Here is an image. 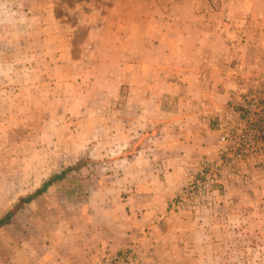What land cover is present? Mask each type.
<instances>
[{
  "label": "rangeland",
  "instance_id": "1",
  "mask_svg": "<svg viewBox=\"0 0 264 264\" xmlns=\"http://www.w3.org/2000/svg\"><path fill=\"white\" fill-rule=\"evenodd\" d=\"M197 1L0 0V217L68 169L0 228V264H264V183L249 186L264 155L241 167L246 181L219 169L213 193L187 196L223 155L237 97L215 158L190 164L189 142L211 145L194 127L205 103L180 86L140 98L142 77L163 74L152 64L173 61V14L226 11Z\"/></svg>",
  "mask_w": 264,
  "mask_h": 264
},
{
  "label": "crops",
  "instance_id": "2",
  "mask_svg": "<svg viewBox=\"0 0 264 264\" xmlns=\"http://www.w3.org/2000/svg\"><path fill=\"white\" fill-rule=\"evenodd\" d=\"M194 1L198 4L197 0L190 3L187 0H172L174 5L184 6L188 10L194 6ZM202 3L199 5H203ZM224 6L226 11L213 22H208V18L205 21L198 15L195 17L191 12L189 16L181 13L186 8L173 14L178 27L172 28V43H165L163 47L164 54L173 61L168 63L165 60L164 64L154 62L153 67H162L163 74L155 73L151 80L142 77V83L147 87L141 93V99L154 93L157 101L175 100L174 96L169 97L167 94L175 95L178 91L184 93V89L179 90L180 86L186 88L185 94L189 101L205 103L204 114L196 112L194 115V127L197 129V136L201 138L199 141L211 145L198 144V140L189 142L190 151L186 153V159H183L188 162L192 156L200 158L203 154L215 158L217 134L222 120L229 114L230 99L237 97L238 80L254 77L264 69V0H226ZM186 17L189 19L188 27L182 23ZM162 34L163 30L157 36ZM168 69L170 72L164 73ZM150 86H157L158 89H149ZM187 90L189 91L186 93ZM198 102L195 105L200 104ZM252 170V177H255L249 186L262 185L264 171L260 168Z\"/></svg>",
  "mask_w": 264,
  "mask_h": 264
},
{
  "label": "built area",
  "instance_id": "3",
  "mask_svg": "<svg viewBox=\"0 0 264 264\" xmlns=\"http://www.w3.org/2000/svg\"><path fill=\"white\" fill-rule=\"evenodd\" d=\"M243 84L236 100L231 103L234 110L233 123L230 124L232 126L221 135L223 155L215 165L207 162L204 164L199 174L200 179H196L189 187V199H194L195 196L198 199L201 195L208 197L209 192L213 193L217 188V181L221 180L216 177L219 169L227 168L231 179L246 181L249 174L241 167L251 165L254 156L264 155V71L242 82ZM209 203L211 204L207 201L205 206L210 205Z\"/></svg>",
  "mask_w": 264,
  "mask_h": 264
},
{
  "label": "trees",
  "instance_id": "4",
  "mask_svg": "<svg viewBox=\"0 0 264 264\" xmlns=\"http://www.w3.org/2000/svg\"><path fill=\"white\" fill-rule=\"evenodd\" d=\"M68 170V169H67ZM67 170H63L60 174H56L55 176L51 177L50 179H48L47 181H45L43 183V185L41 187H39L34 193L26 196V197H22L19 201L18 204H16V206L11 209L10 211H8L4 216L0 217V228L5 225L6 223H9L12 219V217L15 215V213L27 202L32 201L36 196H38L39 194H41L42 192L46 191L48 189V187L54 183V181L60 179L61 177H63Z\"/></svg>",
  "mask_w": 264,
  "mask_h": 264
}]
</instances>
